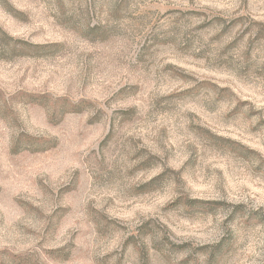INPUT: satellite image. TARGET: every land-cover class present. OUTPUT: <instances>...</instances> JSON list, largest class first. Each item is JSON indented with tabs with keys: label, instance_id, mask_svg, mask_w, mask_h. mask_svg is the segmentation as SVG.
I'll list each match as a JSON object with an SVG mask.
<instances>
[{
	"label": "rangeland",
	"instance_id": "1",
	"mask_svg": "<svg viewBox=\"0 0 264 264\" xmlns=\"http://www.w3.org/2000/svg\"><path fill=\"white\" fill-rule=\"evenodd\" d=\"M0 264H264V0H0Z\"/></svg>",
	"mask_w": 264,
	"mask_h": 264
}]
</instances>
